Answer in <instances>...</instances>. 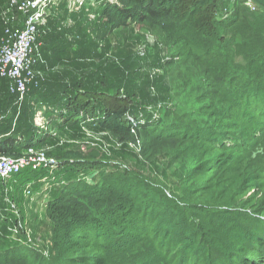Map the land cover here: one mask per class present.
I'll use <instances>...</instances> for the list:
<instances>
[{
  "label": "trees",
  "instance_id": "1",
  "mask_svg": "<svg viewBox=\"0 0 264 264\" xmlns=\"http://www.w3.org/2000/svg\"><path fill=\"white\" fill-rule=\"evenodd\" d=\"M130 1V7L116 8L118 21L107 24L124 28L144 24L169 51L165 66L172 104L159 112L154 123L95 118L117 142L131 145L146 160L165 155L169 168L194 165L172 195L165 192L167 185L152 183L130 168L110 171L94 184L68 183L46 203V218L52 224L49 253L11 247L0 251V264H216L213 257L224 252L225 240L231 251L246 241L259 244L255 231L249 237L224 222L225 232L218 228L220 234L214 230L209 237L205 224L195 222L200 209H209L212 227L216 211L224 208L226 214L259 224L264 231V0H249L262 10L259 14L237 8L218 20L216 0ZM61 9L64 15L71 13ZM59 13L60 9L49 17L50 24L60 23ZM40 31L43 51L48 38ZM41 65L35 67L36 74L44 68ZM74 88L84 91L53 87L52 91L35 76L21 102L17 95L5 94L0 106V156L15 159L29 150L42 151L58 162L59 170H23L0 179V187L13 185L23 199L32 184L49 183L51 177L56 181L63 163L84 171L96 168V153L70 149L55 156L35 146L45 140L36 123L39 112L45 115L43 128L57 124V118L48 119L52 115L47 109L57 103L55 95L67 100L66 114L60 116L63 124H76L94 114L95 109L83 116L87 110L76 94L83 95L87 86ZM111 90L106 84L94 93L104 97L97 104H103L98 108L104 115L105 102L116 94ZM119 109L125 115L128 107L120 102ZM228 252L224 256L235 259L232 264L257 263ZM243 253L259 255L256 246Z\"/></svg>",
  "mask_w": 264,
  "mask_h": 264
},
{
  "label": "rangeland",
  "instance_id": "2",
  "mask_svg": "<svg viewBox=\"0 0 264 264\" xmlns=\"http://www.w3.org/2000/svg\"><path fill=\"white\" fill-rule=\"evenodd\" d=\"M214 4L216 20L221 19L226 11L234 13L237 8H246L247 12L256 14L262 12L249 0H216ZM131 5L130 0H62L59 8L60 23L54 24L53 22L46 29L45 27L42 29L44 30L42 36L44 35L43 37L49 40L47 39L46 47L43 46V51L41 50L42 45L39 46L40 59L37 65L42 64L44 68L37 74L35 73L37 81L49 89L53 87L60 91L63 88H71L73 92L81 93L84 91L83 88L77 90L74 87L87 86V92L83 95L76 93L78 101L86 107L87 112L83 116L93 113L94 109L95 112L90 118L83 117L85 119L76 124H67L64 121V124H67L64 126L60 116L66 114L67 100H61L59 94L55 95L57 103L59 101L60 104L56 103L47 109L51 110L49 113L52 115L48 119L57 118V124L51 128L47 125L43 128V120L46 119L44 114L41 116L43 112L40 111L36 123L44 131L45 140L42 144L36 143L35 146H38L39 150H41L40 147L44 148V151L55 156L70 149H80L83 153H96L98 157L95 165L97 166L93 170L84 171L67 168L69 164L63 163L57 175V182L51 177L49 183L42 181L36 185L32 184L30 189L25 191L23 199L20 197V190L14 188L13 185L0 187V251L23 246L48 254L52 224L46 218V203L49 198L59 195L68 183L83 181L87 184H94L101 181L110 171L130 168L148 177L152 183L158 181L167 185L165 192L172 195L173 190L179 187L182 179L187 175L188 169L193 167L194 164L191 163L187 164L188 166L184 169L169 168L168 158L165 155L146 160L140 157L131 145L117 142L110 132L99 125L98 118H95L99 115L110 119L113 123L116 120H129L134 123L138 119L154 123L157 121L159 112L170 108L172 104L167 77L168 70L165 66L169 51L150 34L144 24H132L128 28L107 24L108 21H118L116 8H126ZM109 6L115 8L108 9ZM61 7H65L71 13L64 15ZM106 84L112 87L111 94L114 95V92L116 94L110 101L105 102L104 110L107 114L104 115L98 108L103 104L97 106L99 101L104 100V97L94 93H97L95 92L97 87L102 85L104 87ZM120 102L128 107L125 115L119 109ZM39 116L43 118L39 120ZM56 170H59V166ZM220 175L224 176L222 173ZM260 196L261 194L258 197ZM235 207L238 208L237 205ZM223 209L220 212L216 211L217 217L212 227L207 217L211 211L200 209L197 213L199 219L196 220L195 225L205 224V232L210 237L214 230L220 234L218 228L225 232L223 223L226 222L225 226L235 228L238 233L242 230L249 237L255 231L260 241L259 244L246 241L242 244L243 247L231 251L224 235L227 246L223 248L224 252L221 255L213 257L214 262L212 263L232 264L231 261L235 259L224 256L226 251H229L228 253L232 252L241 256V261L246 259L245 261L264 264V236L262 235L264 231L259 229V224L252 225L242 218L238 219L228 214L229 211L226 214ZM248 210L249 207L246 208V211ZM219 215H225L223 220L218 218ZM261 219L264 221V217ZM238 238L241 237L238 236ZM208 240L210 241V238ZM252 246L257 247L258 256L241 254L243 251L249 252Z\"/></svg>",
  "mask_w": 264,
  "mask_h": 264
},
{
  "label": "built area",
  "instance_id": "3",
  "mask_svg": "<svg viewBox=\"0 0 264 264\" xmlns=\"http://www.w3.org/2000/svg\"><path fill=\"white\" fill-rule=\"evenodd\" d=\"M62 0H0V82L21 102L35 78L39 63L40 26L59 9ZM75 4V3H74ZM79 5H82V3ZM253 10L255 8L251 6ZM58 162L44 152L29 150L20 158L0 156V179L23 170L55 171Z\"/></svg>",
  "mask_w": 264,
  "mask_h": 264
},
{
  "label": "crops",
  "instance_id": "4",
  "mask_svg": "<svg viewBox=\"0 0 264 264\" xmlns=\"http://www.w3.org/2000/svg\"><path fill=\"white\" fill-rule=\"evenodd\" d=\"M49 19L50 18H48L46 21H45V23L44 24H42L41 26H40V29H43L44 27V25L46 24V23H48V25L50 24V22L51 21H49ZM41 32V31H40ZM0 36H1V27H0ZM39 45H40V43H39ZM8 90H7V84H1L0 83V106L6 101V95H8ZM6 94V95H5ZM10 106V104L8 105V103H7V105H4V107L6 108V107H9ZM40 120V119H39Z\"/></svg>",
  "mask_w": 264,
  "mask_h": 264
}]
</instances>
